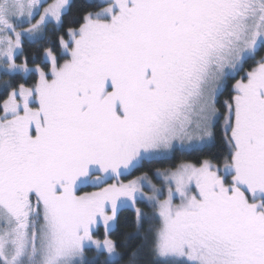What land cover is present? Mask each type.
<instances>
[{
  "label": "snow or ice",
  "instance_id": "6c2138e0",
  "mask_svg": "<svg viewBox=\"0 0 264 264\" xmlns=\"http://www.w3.org/2000/svg\"><path fill=\"white\" fill-rule=\"evenodd\" d=\"M0 264H264V0H0Z\"/></svg>",
  "mask_w": 264,
  "mask_h": 264
},
{
  "label": "trees",
  "instance_id": "16d2710c",
  "mask_svg": "<svg viewBox=\"0 0 264 264\" xmlns=\"http://www.w3.org/2000/svg\"><path fill=\"white\" fill-rule=\"evenodd\" d=\"M223 99V97L221 98V100ZM181 157H180V155L179 154H177V157H176V159L177 160H179ZM183 158H185V159H189V160H195L196 159V156H195V154H193V155H191V156H185V157H183ZM163 166H166V165H161V167H163ZM131 216H129V218H128V228H127V231H129V232H131V231H133V228H132V223H131ZM121 235H123V231L121 232Z\"/></svg>",
  "mask_w": 264,
  "mask_h": 264
}]
</instances>
